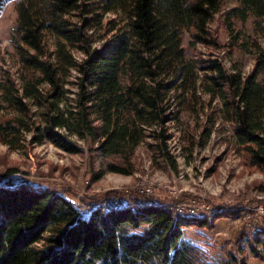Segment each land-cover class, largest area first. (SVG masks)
<instances>
[{
  "label": "trees",
  "instance_id": "trees-1",
  "mask_svg": "<svg viewBox=\"0 0 264 264\" xmlns=\"http://www.w3.org/2000/svg\"><path fill=\"white\" fill-rule=\"evenodd\" d=\"M236 1L225 17L228 32L234 20L264 22V0ZM222 6L223 0H15L10 42L18 72L0 68V143L17 150L47 142L70 155L82 152L80 143H96L102 157L120 160L107 172L128 176L135 150L150 139L176 171L167 124L217 102L238 154L264 174L261 63L243 76L212 55L189 59L182 47L187 33L192 50L222 48L209 28ZM206 224L175 221L166 207L148 203L135 213L99 205L85 220L57 191L7 183L0 185V264H215L183 235ZM260 236L263 254L251 251L264 258V231Z\"/></svg>",
  "mask_w": 264,
  "mask_h": 264
},
{
  "label": "rangeland",
  "instance_id": "rangeland-1",
  "mask_svg": "<svg viewBox=\"0 0 264 264\" xmlns=\"http://www.w3.org/2000/svg\"><path fill=\"white\" fill-rule=\"evenodd\" d=\"M0 1V68L17 76V59L10 42L16 20L15 0ZM238 6L236 0H223L221 12L209 27L221 49L198 44L192 50L187 33L182 37V47L189 59L212 55L229 72L239 70L243 76L261 63L257 76L261 80L264 22L254 17L245 23L234 20L228 32L226 14ZM201 98L207 102L206 97ZM216 103L202 112L197 108L193 114L183 113L178 123L167 124L171 136L167 151L177 165L176 171L162 159L150 139L135 150L128 176L107 172L108 164L120 160L102 157L96 143H80L82 152L76 155L64 153L47 142L38 146L25 143L17 150L0 143V185L49 188L89 213L118 194L132 197L134 205L194 201L198 206L209 207L204 218L207 224L184 228L187 242L206 251L209 261L215 264H264V258L255 257L251 251L252 246L263 254L256 239L264 231V215L255 209L264 205V174L244 163L232 139L231 127L216 113ZM147 189L149 196L144 193Z\"/></svg>",
  "mask_w": 264,
  "mask_h": 264
},
{
  "label": "built area",
  "instance_id": "built-area-1",
  "mask_svg": "<svg viewBox=\"0 0 264 264\" xmlns=\"http://www.w3.org/2000/svg\"><path fill=\"white\" fill-rule=\"evenodd\" d=\"M144 193H146L145 196L151 195V192L148 189L145 190ZM133 201L134 199L130 197L129 195L121 196L118 194L116 196H113L105 200L103 204V209L107 212L128 210V211L135 213L144 206V203H139V205H134ZM72 204L78 210L81 217L87 220L89 216V212L81 211L79 208V204L77 203H72ZM149 204L152 206H163L162 204H159L157 202H153V203L151 202ZM163 207H166L168 209L171 215V218L175 221L182 219V218H196L197 216L204 219L206 214L209 212L208 206L206 205L198 206L196 203H194V201L167 203ZM255 210H256L255 212H258L260 215H264V205L257 207V209ZM199 212H201L200 215H199Z\"/></svg>",
  "mask_w": 264,
  "mask_h": 264
}]
</instances>
